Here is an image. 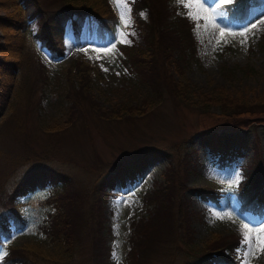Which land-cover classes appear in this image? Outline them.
<instances>
[{"label": "rangeland", "instance_id": "rangeland-1", "mask_svg": "<svg viewBox=\"0 0 264 264\" xmlns=\"http://www.w3.org/2000/svg\"><path fill=\"white\" fill-rule=\"evenodd\" d=\"M130 1L108 0L118 18L109 36H99L94 22L88 19L81 22L76 33L65 20L60 35L62 52L54 55L33 36L41 13H33L32 0H20L29 40L28 51L25 50L28 56L14 71L10 87L0 89V253H5L8 245L38 241L42 235L41 220L54 210L46 198L69 187L79 194L80 209L87 214L82 217L86 226L76 225L71 255L64 264H95L82 232L87 222L106 247L101 260H113V264H190L192 250L196 251L213 233L239 237V245L233 250L237 264H264V247L257 240L256 230L249 233L250 239L245 242L246 230L241 228L242 223L250 227L264 224V201L242 205L244 195L237 188L245 173L260 168L264 172L263 122L247 129L257 136L255 157L250 148L235 143L224 150H210L194 132L200 117L198 105L175 106L165 90L157 104L132 116L105 118L90 106L87 108V101L79 103V108L70 104L72 96L67 95L63 68L74 58L97 67L99 75L91 72L92 92L102 109L139 100L135 73L120 60L117 47L118 43H142L134 27ZM165 2L187 15L188 9L176 0ZM232 3L228 0L220 4L217 15L223 18L218 24L207 6L199 12L198 21L189 18L194 52L182 66L183 74L171 70L169 75L187 83L192 100L218 90L251 103L264 97V0H247L243 10L230 12ZM7 11L0 7L1 15ZM138 13L146 19L145 8ZM245 27L247 32H243ZM114 36L115 48L107 51ZM4 39L0 28V47L4 46ZM0 58L12 60V55L0 51ZM209 108L218 111L215 104ZM221 127L228 128L220 125L216 130ZM152 148L161 152L152 153ZM178 163L182 188L171 194L168 216L157 218L153 214L156 201H146L141 195L162 186L165 167ZM114 167L111 181L97 192L94 184ZM23 178L31 181V188L25 193H21V187L15 191ZM204 186L220 193L203 195L198 188ZM183 205L188 212L187 223L182 218ZM12 212L20 218L16 219ZM160 215L163 216L161 212ZM145 222L148 225H141ZM145 226L148 236L145 242L144 237L137 241L139 250L134 239ZM130 249H134L131 255Z\"/></svg>", "mask_w": 264, "mask_h": 264}, {"label": "trees", "instance_id": "trees-1", "mask_svg": "<svg viewBox=\"0 0 264 264\" xmlns=\"http://www.w3.org/2000/svg\"><path fill=\"white\" fill-rule=\"evenodd\" d=\"M32 1L34 4L33 13H41L37 19V28L33 36L49 48L54 55H60L62 52L63 45L60 35L65 20H69L75 33L84 19L93 21L95 31L99 36L111 35L118 24V18L108 0ZM246 3L247 0H233L229 11L232 12L233 9L241 11ZM130 5L135 18L134 27L138 31L142 43L135 41L129 44L118 43L117 47L121 52L120 60L135 73L141 94L139 100L135 103L120 102L119 106L108 108L109 110L102 109L95 101L92 92L91 72L96 71L95 74L99 75L97 67L94 68L95 66L82 58H74L63 68L68 88L67 95L72 96L69 98L70 104L79 108L82 106L79 103L87 101L89 103L87 108L90 106L97 115L105 116V118L118 117L122 114L132 116L157 104L165 90L175 106L181 103L185 106L191 105L190 103L198 105L200 117L194 132L207 143L210 150H224L235 143L238 147L250 148L256 157L258 155L257 136L248 132L247 129L256 123H264V97L260 99V102L251 103L238 95L218 90L212 95L196 96V100H192L189 96L190 90L187 83L174 80L173 76L169 75L171 70L183 74L182 66H185L194 52L192 21L176 6L168 5L165 0H131ZM0 7L9 9L6 14H0V28L5 37L4 46L0 47V51L5 55H12V60L0 58V86H3L0 89H5L12 84L11 78L14 71L19 70L25 63L28 56L25 50L28 51L29 40L28 34L24 30L25 19L22 15L20 0H0ZM142 8L147 11L146 19L139 16L138 11ZM262 43H264V36ZM38 63L43 66L41 62L38 61ZM211 104L217 105V112L210 110ZM73 111L70 109L69 114ZM69 117H72V113L68 116V120L71 121ZM216 120H220L219 125L216 124ZM220 125H225L228 128L221 127L220 130H216V127ZM150 151L155 154L161 152L160 149L154 148ZM179 166L178 163V165L171 164L165 167L163 185H158L157 188L141 195L146 201H156L157 205L154 206L153 214L157 218L168 216V209L172 203L171 194L174 193V189L179 191L182 188L180 187L182 179L177 174ZM185 167L183 165V177ZM114 171L115 167L101 176L97 185L94 184L93 187L97 192L101 190L102 185L106 186L111 181ZM263 184L264 172L261 171V168L251 173H245L244 178L237 184V188L244 195L241 204L259 205L263 203ZM31 186V181H24L23 178L17 184L15 191H20L21 187V193H25ZM182 186L184 187V183ZM198 190L203 195L210 197L220 193L218 189L209 186L200 187ZM56 192L59 195L52 194L46 198V201L53 203L54 210L47 213L46 218L39 224L41 238L38 241L25 242L20 245H8L6 255H3L2 258L3 264H41L42 261H48L49 264H64L63 262L71 255L76 236V225L86 226L82 222L86 210L80 209L81 200H79L76 190L67 187L54 193L56 194ZM179 202L181 204L180 199ZM96 203L98 202L96 201ZM160 212L163 216L160 215ZM12 214L16 219L20 218L18 213L12 212ZM182 218L185 223L188 222V212L184 205ZM147 222L149 223L150 220ZM146 224V222L141 223L143 226ZM89 226L90 223L87 222V227H83L82 232H84V238L89 245L90 257L92 260L95 259V264H113V260H101L100 257L106 252V247L102 237L99 234L95 235ZM144 228L147 229V226L138 230L140 235L137 236V240L134 239L136 242L142 237L145 242L148 235ZM139 244L140 242H137L136 246L140 250ZM238 245L239 237L233 233H213L200 247L195 248L196 251L192 250L193 257L190 264H237L233 250ZM133 250L130 249V255ZM189 254L187 252V255Z\"/></svg>", "mask_w": 264, "mask_h": 264}, {"label": "snow or ice", "instance_id": "snow-or-ice-1", "mask_svg": "<svg viewBox=\"0 0 264 264\" xmlns=\"http://www.w3.org/2000/svg\"><path fill=\"white\" fill-rule=\"evenodd\" d=\"M228 0H176L177 4H182L183 7L188 9L187 15L190 19L198 21L200 19L199 12L203 10L204 6H207L209 11L212 13V18L219 23V20L223 18V15H217L218 12H221L220 4L221 3H227ZM121 20L123 21V17H121ZM127 25L125 24V27ZM255 24L252 25L253 28H255ZM197 28H199V24H197ZM249 29L247 27L244 28L243 32H247ZM223 31V29H222ZM243 32H241V35H243ZM115 40L116 37H113V41L111 42V49H106L107 51H111L115 48ZM121 42H124L121 40ZM106 70V69H105ZM217 218L223 219L224 216H218ZM230 218V217H229ZM244 236V241L248 242L250 239L249 233L252 232L254 229L256 230V236L257 240L261 247H264V239H261V236L264 235V224H261L259 226H251L248 223H242L241 225ZM3 255H6V253H0V260H2Z\"/></svg>", "mask_w": 264, "mask_h": 264}]
</instances>
